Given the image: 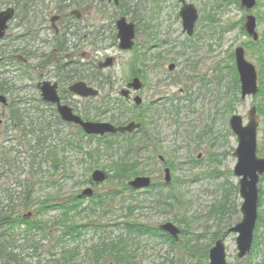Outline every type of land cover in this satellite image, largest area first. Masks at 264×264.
<instances>
[{
    "label": "rangeland",
    "instance_id": "374dc122",
    "mask_svg": "<svg viewBox=\"0 0 264 264\" xmlns=\"http://www.w3.org/2000/svg\"><path fill=\"white\" fill-rule=\"evenodd\" d=\"M50 1L42 4L49 6ZM124 1L129 10L122 12L97 0H91L88 13L80 9L82 25L90 28L97 23L102 27L101 50L86 48L84 61L95 63L106 56L118 60L112 70L104 72L106 79L99 86V97H106L110 103L104 114H99L96 98H73L70 105L84 120L97 123L119 125L139 114L147 139L143 134L130 139L126 162L137 174L133 177L150 178L154 185L163 182L164 168H169L178 201L167 200L163 205L156 202L154 194L159 188L153 195L145 194L146 189L128 192L127 183L133 177L124 181L109 178L119 162L106 145L114 149L121 145L122 137L87 136L78 127L59 122L55 110L37 102L35 85L53 68L41 70V66L47 61L54 64L61 55L54 44L40 46L48 39L46 34L37 38L35 30V34L26 35L17 12L0 41L2 95L21 116L17 124L9 110L0 105V212L11 211L12 217L40 222L38 229L27 230L19 225L11 232L20 264H116L105 257L100 261L96 249L120 239H126V264H192L191 258L174 250L163 238L123 236V224L137 222L156 228L171 223L181 231L176 244L183 246L189 240L193 248H199V255L204 245L208 249L213 246L212 234L227 230L228 220L230 227L241 220L240 198L233 191L228 195L231 185L238 181L232 174L237 142L229 120L237 115L246 125L249 109L256 107V154L264 158V0H257L247 12L233 0H185L198 13L191 37L182 31L177 0ZM102 12L110 15L105 22L99 18ZM247 14L256 19V43L242 30ZM120 16L129 22L133 19L138 29L134 50L128 52L112 46L114 21ZM42 38L45 40L40 41ZM237 47L244 49L246 61L255 68L260 93L243 100L239 85L235 89L233 83V76L238 78L233 58ZM82 52L70 53L80 56ZM40 53H44L43 58H38ZM169 65L174 66L172 71ZM135 75L143 84L138 92L142 99L140 111L132 110L131 102L118 96ZM37 103L43 113V121L38 122L49 126L39 138L43 143L39 156ZM111 115L115 117L109 119ZM95 170L109 177L99 184H88ZM258 188L264 192V176ZM84 191H90L91 198L101 197V202L94 199L91 203L90 197L80 196ZM228 198L236 204L237 214H213L211 209ZM73 199L77 201L72 206ZM62 205L69 209H60ZM261 208L253 231L256 248L247 258H237L236 234L223 236L227 264H264V206ZM65 232L69 238L61 242Z\"/></svg>",
    "mask_w": 264,
    "mask_h": 264
},
{
    "label": "water",
    "instance_id": "95a60500",
    "mask_svg": "<svg viewBox=\"0 0 264 264\" xmlns=\"http://www.w3.org/2000/svg\"><path fill=\"white\" fill-rule=\"evenodd\" d=\"M107 1H114V3L117 4V0ZM178 1L182 4L179 16L182 20L183 31L186 32L188 36H191L197 20L196 10L192 5L186 4L184 0ZM239 2L241 9L250 11L255 6L256 0H239ZM13 15L14 11L11 8L0 12V39L4 37L5 31L7 30V23L13 19ZM244 20L245 23L243 24L242 30H244L253 41H257L258 36L255 31V18L252 15H246ZM116 29V38L119 41V49L123 51L130 50L134 44L133 24L126 23L125 18H120L116 22ZM114 60V58H106L104 62H99L97 66L100 69L112 67ZM234 60L236 72L239 78L241 99L243 100L246 97L254 96L258 91L255 69L244 59V51L242 48L235 49ZM173 68L174 66L170 65L169 71H172ZM141 87L142 84L140 80L135 78L131 81V83L126 85V89L121 90L120 95L127 99L126 95L129 93L128 89L138 91ZM40 90L42 92L41 97L43 101L57 105V112L64 122L79 126L88 135L103 136L104 134L113 135L116 133L131 134L141 128V124L135 122H129L128 124L119 127H115L108 123L84 122L78 116L73 115L71 109L66 106H60L59 99L55 94L54 85L50 86L48 83H44ZM69 90L75 95L83 98L95 97L97 95L96 90L87 87L83 83H76ZM133 102L135 103V106L141 105V99L138 96L134 97ZM0 103L5 105L6 102L3 97H0ZM246 119V125L242 124V119L237 115H232L229 120L230 130L237 141V146L233 153L236 163L232 172L234 177L238 178L237 186L242 203L239 208L241 221L231 227L227 233L237 234L235 244L237 247L238 259H243L250 253L253 229L257 219L259 199L257 185L260 180V176L264 175V159L256 156L258 117L254 106L249 109ZM158 159L163 161L161 157ZM106 178L107 174L104 172L94 171L90 177L89 183L99 184ZM170 181V171L168 168H165L164 183L169 184ZM128 186L133 190L147 188L150 186V179L146 177H137L130 181ZM90 194V191H84L80 196H90ZM158 230L166 233L174 241H177L180 233V231L171 223H165L164 225L159 226ZM223 241L224 237L217 240L213 247L209 250L207 264H227Z\"/></svg>",
    "mask_w": 264,
    "mask_h": 264
},
{
    "label": "trees",
    "instance_id": "16d2710c",
    "mask_svg": "<svg viewBox=\"0 0 264 264\" xmlns=\"http://www.w3.org/2000/svg\"><path fill=\"white\" fill-rule=\"evenodd\" d=\"M37 0H0V10L3 7H8V6H13L15 8V10L17 12H20L21 14V27H25L26 29V35H31V34H35V30H37V14L38 13H45L46 12V8L44 9L45 11L41 10L39 11L37 8H39L38 6H43L42 4H40V2H37V4L39 5H34V2ZM234 3L237 5L238 4V0H233ZM120 8L125 9V10H129L128 7L125 6L124 2L121 3ZM48 12V11H47ZM136 12V11H133ZM34 37V36H32ZM95 35L92 34V39H95ZM57 49H60V45H58ZM93 73V74H92ZM96 74L98 76H96ZM100 76L101 73H99L98 71L92 70L91 71V75H90V79L93 80V82H98L100 81ZM101 82V81H100ZM99 82V83H100ZM233 83L235 86V89H237V84H238V80L236 75L233 76ZM4 87L3 84L0 83V94H2L4 92ZM257 95H260V93ZM117 101H119V99H117ZM109 101L104 100L103 102H101L98 105V110L99 114L102 113L104 114V110L107 109L108 105H109ZM7 110H9L10 114H11V118H13L15 120V122L18 124L20 121V114L15 111L17 109H13L11 103H8V106L6 107ZM133 110V109H132ZM107 112V111H106ZM105 112V113H106ZM258 112L261 113L260 109H258ZM115 117L114 115H111L109 117V119L111 117ZM118 116V115H116ZM43 117V113H41L39 111V106L37 105V156H39L42 153L43 150V143L42 141L39 142V138L40 136L43 137V134L45 131L49 130V126H45L43 123L38 122L40 118ZM58 120V118H56ZM137 119H141V116L139 115L137 117ZM112 120V119H111ZM40 121H43L40 119ZM112 121H116L119 122L118 119L112 120ZM129 121V120H127ZM121 124V123H119ZM144 132V128L142 129V131H140L141 134H143L144 139H147V135L143 133ZM134 136H124L122 137V143L120 146H117L116 148H112V146L106 145V150L109 149V151H113V155L115 156L116 161H118L119 163L116 164L115 170L113 175H111L109 178H118L119 180H127L130 177H133L137 174L134 173V169L133 166L128 165L126 162V158H127V154H128V146H130V139L133 138ZM45 156V153H43V158ZM117 180V179H116ZM156 188L162 189V190H166L165 193H162L163 191L160 192V190L158 189V193L154 194V191L156 190ZM230 191L228 192V195L230 196L231 193L236 195L238 194L237 191V187L236 185H231ZM128 192L130 193H135V191L126 188ZM234 193H233V192ZM29 192H27L26 197H29ZM145 194L148 195H155L156 197V202L163 204H166L165 201L167 200H171V202L174 201H178V197H176V191H175V187L173 185V182L168 185L165 186L163 183H160L159 185L155 186V185H151V187L147 190H144ZM91 203H95L94 199H97L98 202H101V197H93V198H89ZM235 200V199H233ZM232 200V201H233ZM259 208H263L264 206V192L260 189L259 190ZM77 200L73 199L72 201V206L73 203L75 204ZM227 203L229 205H227ZM227 205V207H226ZM132 208H136V206L132 207ZM131 208V209H132ZM261 208V209H262ZM60 209L62 210H66L69 209L68 206L66 205H62L60 206ZM127 210L129 212H131V210L129 208H127ZM213 214H218V216H223L225 214L228 215H235L237 214V208H236V204H232L231 201L228 200L225 202L224 200H222L217 206H215L214 208L211 209ZM11 211L8 212H0V231L2 233H0V264H20L19 261L17 260V254H16V250L17 247H15L12 244V239L11 236L13 235V230H15L16 227H18L19 225H25L27 230H35L38 229V225L39 223H33L32 221H29L28 218H19V217H12L11 216ZM65 214V213H63ZM260 213L258 214V219L259 221H261L260 219ZM227 225L225 228L229 229V227L231 226L230 221L228 220V222L225 224ZM227 231V230H226ZM226 231L224 232H219V233H214L211 235L210 238V242L214 243L217 239H219L220 237H222L223 235H225ZM123 232L124 235L123 236H146V237H150V238H156V237H160L165 239V243H167L170 247L177 249L181 254L186 255L189 259L191 258V262L192 264H205L207 261V253H208V247L207 245H204V247L201 250V253L198 255L199 253V248L198 247H194L191 246V243L186 241L185 244L182 246L181 244H176L174 243L167 235H164L162 233H160L159 231L156 230V228L145 225V224H140L137 222H125L123 224ZM66 233H62V239L61 242L65 241V238H69L66 237ZM60 238V236L58 237ZM58 241V240H56ZM126 239H120L118 242H116V244H102L99 248L96 249L97 256H100V261L102 260V258L105 257V259L108 260H112L113 262H115L116 264H126V261L128 259V252L126 250ZM256 235L254 236V240H253V249L256 248ZM182 246V247H181ZM103 255V257H102Z\"/></svg>",
    "mask_w": 264,
    "mask_h": 264
},
{
    "label": "flooded vegetation",
    "instance_id": "af4514ba",
    "mask_svg": "<svg viewBox=\"0 0 264 264\" xmlns=\"http://www.w3.org/2000/svg\"><path fill=\"white\" fill-rule=\"evenodd\" d=\"M97 1L99 2V4H105L104 2H106L107 5L112 4L114 8H118L119 10H121V12L124 10L120 8L122 0H117V4H115L114 1L113 2H108L107 0H97ZM37 2H40V4H42L44 0H37ZM52 2L54 3L51 4ZM90 3L91 0H51L49 6L47 4L46 5L42 4L43 6H38L39 8H37L39 11L41 10L45 11L44 9L45 8L47 9L45 13L37 14V38H40L41 36L43 37V34H46L48 36V39L45 40L42 38L40 40V41L45 40L41 43L40 46L49 47L52 44H54L55 47L60 45V49L58 51L61 53V57L58 59V61L54 62V64L52 63V61H47V64L45 66L42 67L40 64L39 67L37 68L39 69L41 66V70H46L48 68L53 67L49 71L47 70V72L44 73L45 76L43 77L44 79L40 77L39 79L40 81L37 82L38 96L39 98H41L42 92L40 88L42 87L43 83H49L50 85H54L55 94L59 99V103L70 108L72 113H74L75 115H77L75 113V109L71 107L70 103H71V99L73 98L78 99L79 97L74 95L69 89L76 83H83L86 86L92 88L97 87L95 88L97 90V95L96 97H94L97 99L96 101L101 103L104 100H107L106 97H99L100 96L99 86L100 84H102V81L106 79L103 76L104 72L112 70L116 66L118 60V58L115 56H106L101 60H97L95 63H90V61H84V57L87 56L86 55L87 53L86 52L84 53V50L91 48L95 51H99L101 49L98 48V45H100V43L102 42L101 25L97 23L96 24L92 23V26L89 28L87 27L88 25H82L81 22L82 13L80 9H82L83 12L88 13L90 8ZM11 9L14 11L13 19H15L17 16V11L13 6H11ZM99 15H100L99 18L100 19L103 18L104 22L107 21L110 16L105 12L99 13ZM54 17L56 20H54V23L52 24L51 20ZM120 18H122V16H120L114 21L115 35L111 36V39L113 41L112 46L115 47L119 52L121 50L119 49V42L116 38L117 35L116 22ZM132 22H134L133 19ZM53 25L55 27H53ZM133 25H134V31L137 33L138 29L135 27L134 23ZM8 29H9V25H8ZM48 32H50L51 34L48 35ZM92 34L96 36L95 39H92ZM151 38L152 35L149 36V39ZM77 50L83 51L80 54V56H76L77 53L76 55L70 53ZM43 55L44 53H40L38 58H43ZM106 58L115 59L113 66L103 69L98 68L97 66L98 63L104 62ZM92 70L101 73L100 76L101 82L100 81L93 82V80L90 79ZM96 76L98 75L96 74ZM135 78L140 80V78L135 75L132 77L130 81H132ZM127 84L129 83L127 82L122 88V90L126 89ZM128 91L129 93L126 95L127 97L126 100L130 101V99L136 95L135 93L136 91L132 89H128ZM120 92L121 91L118 92V96L120 95ZM0 97H3L5 99V97L2 94H0ZM79 99H83V98H79ZM88 99L89 98H86L84 100H88ZM122 99H125V97H123ZM5 101L7 100L5 99Z\"/></svg>",
    "mask_w": 264,
    "mask_h": 264
}]
</instances>
